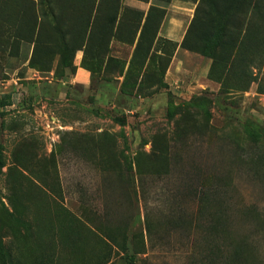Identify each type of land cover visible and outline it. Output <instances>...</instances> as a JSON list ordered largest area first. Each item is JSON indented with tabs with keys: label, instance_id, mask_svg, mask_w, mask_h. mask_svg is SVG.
I'll return each mask as SVG.
<instances>
[{
	"label": "rangeland",
	"instance_id": "obj_1",
	"mask_svg": "<svg viewBox=\"0 0 264 264\" xmlns=\"http://www.w3.org/2000/svg\"><path fill=\"white\" fill-rule=\"evenodd\" d=\"M181 1L0 0V264H264V0Z\"/></svg>",
	"mask_w": 264,
	"mask_h": 264
},
{
	"label": "crops",
	"instance_id": "obj_2",
	"mask_svg": "<svg viewBox=\"0 0 264 264\" xmlns=\"http://www.w3.org/2000/svg\"><path fill=\"white\" fill-rule=\"evenodd\" d=\"M153 0H125V3H129L131 2V4H133L134 6H139L141 7V5L146 6L150 3H152ZM169 2V8H174V7H183L185 5L184 2H182L181 0H168ZM168 26L171 27V31H174V29H172L173 26H175V22H172L170 24H168Z\"/></svg>",
	"mask_w": 264,
	"mask_h": 264
},
{
	"label": "trees",
	"instance_id": "obj_3",
	"mask_svg": "<svg viewBox=\"0 0 264 264\" xmlns=\"http://www.w3.org/2000/svg\"><path fill=\"white\" fill-rule=\"evenodd\" d=\"M7 103H8L7 100H0V105H5V104H7Z\"/></svg>",
	"mask_w": 264,
	"mask_h": 264
}]
</instances>
